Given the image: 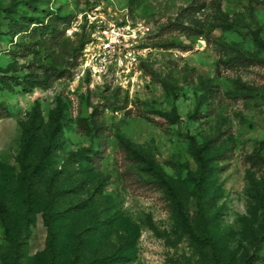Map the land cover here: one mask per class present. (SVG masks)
<instances>
[{
    "label": "rangeland",
    "instance_id": "rangeland-1",
    "mask_svg": "<svg viewBox=\"0 0 264 264\" xmlns=\"http://www.w3.org/2000/svg\"><path fill=\"white\" fill-rule=\"evenodd\" d=\"M95 5L145 33L130 91L76 79L82 36H66L63 18ZM0 9L55 28L15 34L0 13V264H264V0ZM157 173L211 244L191 238ZM46 211L59 214L53 240Z\"/></svg>",
    "mask_w": 264,
    "mask_h": 264
},
{
    "label": "built area",
    "instance_id": "built-area-1",
    "mask_svg": "<svg viewBox=\"0 0 264 264\" xmlns=\"http://www.w3.org/2000/svg\"><path fill=\"white\" fill-rule=\"evenodd\" d=\"M144 34L126 13L119 17L110 7L95 5L81 12L65 30L66 36H83L76 79L90 78L126 91L138 86L146 54L140 45Z\"/></svg>",
    "mask_w": 264,
    "mask_h": 264
},
{
    "label": "trees",
    "instance_id": "trees-1",
    "mask_svg": "<svg viewBox=\"0 0 264 264\" xmlns=\"http://www.w3.org/2000/svg\"><path fill=\"white\" fill-rule=\"evenodd\" d=\"M4 13V18L8 20V28H10L15 34H22V35H27V34H33L36 31H41V34H43L44 32L48 33V34H55V28L54 26H52V24L50 23V19H47V21H45L44 17H30L28 19V22H26L25 19H27V17L22 18V17H15L13 14H11L10 12H7L6 9L1 10L0 9V13ZM64 28H63V33L65 34V30L66 28L71 24V22L73 20H71V16H67L64 17ZM81 44L79 47V55H80V51L82 49L83 46V36L81 39ZM259 43L262 42L261 39H258ZM263 44V42H262ZM78 55V57H79ZM102 143V142H101ZM28 142L24 145L23 150H22V158L20 159V163L24 168H30V165L27 164V153H28ZM124 149L127 151V147L123 146ZM100 151H97L95 153V155H97ZM51 154V148L47 147L45 148L41 155H40V161L37 164V168H42V164L43 162L46 161V159H48L50 157ZM135 157L139 158V160L142 159V157H140V155H138L135 152ZM198 158L201 160V157L198 156ZM204 165H202L201 167H203ZM153 168V167H151ZM152 184H154V186L161 188L163 190H166V192L169 194V196L171 197V199L175 202H179L178 197L175 195L174 190L172 185L170 184L169 181H167L165 179V177L163 175H161L160 173L156 174V179L155 181H152ZM27 199L29 201L32 200V192L30 191V188L28 190V194H27ZM0 210H4V204L0 203ZM177 211L179 213L180 219L182 224L184 225L185 229L187 230V232L189 233V235L191 236L192 239H194L195 241L199 242V243H203V244H211V241H209L207 238H202L200 237L194 230V228L192 227V225L190 224L188 218L186 217L181 205L178 203L177 206ZM58 213H54L52 211H46L43 214V223L45 225V228L47 230V233L49 235L50 240H53V238L55 237V232H54V222L55 219L58 217ZM215 262H217V259L215 258ZM11 264H20L19 260H17L16 257L11 258L10 260Z\"/></svg>",
    "mask_w": 264,
    "mask_h": 264
}]
</instances>
